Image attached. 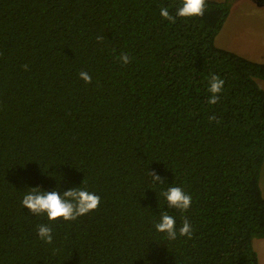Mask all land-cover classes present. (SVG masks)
Returning a JSON list of instances; mask_svg holds the SVG:
<instances>
[{
    "label": "trees",
    "instance_id": "obj_1",
    "mask_svg": "<svg viewBox=\"0 0 264 264\" xmlns=\"http://www.w3.org/2000/svg\"><path fill=\"white\" fill-rule=\"evenodd\" d=\"M181 5L0 0V264H259L264 63L216 45L230 0L174 24L160 14ZM213 74L225 81L216 105ZM173 185L188 212L161 195ZM78 187L101 203L76 221L22 205L30 188ZM164 211L177 229L187 217L192 239L159 233Z\"/></svg>",
    "mask_w": 264,
    "mask_h": 264
},
{
    "label": "clouds",
    "instance_id": "obj_2",
    "mask_svg": "<svg viewBox=\"0 0 264 264\" xmlns=\"http://www.w3.org/2000/svg\"><path fill=\"white\" fill-rule=\"evenodd\" d=\"M207 10V0H182V5L175 10V14H170L169 10L161 7L160 14L171 23H176V17L180 18H203ZM98 42L103 41V37H97ZM119 61L127 65L131 62L126 53L118 57ZM26 67V66H25ZM79 78L87 84L92 83L91 76L86 71L79 73ZM225 85V81L219 76L213 74L209 79L208 92L210 93L208 103L216 105L220 100V93ZM216 120L215 116L210 118V122ZM154 182L163 183L162 178L155 172H150ZM166 199L170 209L180 213H186L191 208L192 197L187 194L181 187L171 186L161 193ZM100 197L93 192H89L83 187L64 191H43L40 188H30L23 197L22 205L28 209L32 215H46L51 222L76 221L78 218L91 212L97 211L100 206ZM159 233L166 234L168 240H176L180 237L192 239L193 228L187 217L183 218L182 226L177 229L176 219L169 212L160 213V220L155 224ZM37 234L41 241L51 245L53 243L52 229L48 225H39Z\"/></svg>",
    "mask_w": 264,
    "mask_h": 264
},
{
    "label": "rangeland",
    "instance_id": "obj_3",
    "mask_svg": "<svg viewBox=\"0 0 264 264\" xmlns=\"http://www.w3.org/2000/svg\"><path fill=\"white\" fill-rule=\"evenodd\" d=\"M259 1L230 0V14L216 37V45L250 60L264 63V5H259ZM258 83L264 88V81L258 80ZM260 187L264 196V165ZM253 247L257 252L259 264H264V238L254 239Z\"/></svg>",
    "mask_w": 264,
    "mask_h": 264
},
{
    "label": "flooded vegetation",
    "instance_id": "obj_4",
    "mask_svg": "<svg viewBox=\"0 0 264 264\" xmlns=\"http://www.w3.org/2000/svg\"><path fill=\"white\" fill-rule=\"evenodd\" d=\"M261 2V3H259ZM259 2H257L259 5H264V0H260Z\"/></svg>",
    "mask_w": 264,
    "mask_h": 264
}]
</instances>
